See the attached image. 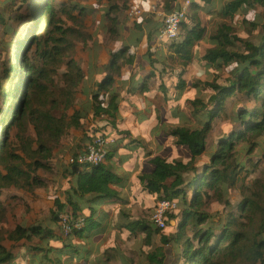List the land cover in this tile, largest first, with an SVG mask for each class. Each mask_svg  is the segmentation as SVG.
<instances>
[{
    "label": "trees",
    "instance_id": "trees-1",
    "mask_svg": "<svg viewBox=\"0 0 264 264\" xmlns=\"http://www.w3.org/2000/svg\"><path fill=\"white\" fill-rule=\"evenodd\" d=\"M82 1L0 0V24L5 31L10 20L20 23L9 40L0 41V197L12 186L45 185L37 171L52 170L51 144L69 136L74 128L80 135L72 156L84 151L97 135H107L111 130L124 134L126 128L119 126L121 120L117 118L119 95L112 94L110 88L115 75L122 74L123 65L129 64L133 74H146L139 86L144 90L151 79L159 81L161 102L168 104L171 119L178 122L171 134L178 151L185 154L171 159L157 155L151 159L152 168L139 176L149 194L177 202V208L166 214L165 228L125 212L129 220L123 227L130 230L128 237L140 233L146 238L158 237L157 245L144 252L143 264H264V169L255 186L246 182L264 163V0H202L213 9L209 12H217L223 20L209 39L211 46L199 59L194 48L207 38L208 31L199 1L192 0L195 12L183 21L180 37L168 42L159 37L164 23L156 20V15L130 17V8L139 0H124L122 6L118 0H108L106 14L116 25L110 28L114 38L119 36L121 19L114 14L119 9L133 21L135 32L130 43L108 50L105 59L110 73H104L92 92L91 119L75 107L77 88L85 78L82 65L71 58L66 62L67 70L59 72L63 56L72 47L69 38L77 32L67 25L65 16L74 17L69 2L76 9ZM147 1L171 11L176 0ZM21 6H27V13L20 11ZM80 10L90 11L87 6H80ZM251 29L258 32L259 44L252 42ZM141 40L146 45L140 52L136 47ZM164 43H169L166 53L157 46ZM178 65L182 68L177 84L168 87L166 79L176 74ZM193 89L197 93L190 96ZM239 97L253 105L235 103ZM60 103L62 109L57 110ZM104 114L108 124L101 126L96 120L103 119ZM222 119L224 132L208 153V138L217 120ZM188 120L195 125L187 124ZM255 152L262 160L246 163L245 155ZM112 155L110 150L107 159ZM68 168L71 179L52 199L46 221H21L13 230L0 231V264H27L24 260L28 264H66L74 252L80 253V264H89L92 252L72 241L99 231L103 224L95 211L82 213V200L88 195L121 199L120 187L125 184L106 162H68ZM213 195L227 198L224 211L207 208ZM0 211L5 212L1 200ZM61 212L71 216L69 234L60 224ZM5 240L28 244L16 246L20 249L17 254L15 246L5 245ZM113 241L120 243L118 238ZM70 245L72 250L65 248ZM133 264L141 263L134 260Z\"/></svg>",
    "mask_w": 264,
    "mask_h": 264
},
{
    "label": "rangeland",
    "instance_id": "rangeland-1",
    "mask_svg": "<svg viewBox=\"0 0 264 264\" xmlns=\"http://www.w3.org/2000/svg\"><path fill=\"white\" fill-rule=\"evenodd\" d=\"M21 1V0H18ZM60 2V0H58ZM57 2V3H58ZM146 7H148V1H142ZM203 2V1H202ZM124 0H118L117 4L122 6ZM206 6L205 18L210 23V31L209 36L215 34L218 26L223 20L221 17L218 18L217 13L215 11L209 12L208 10H213L209 4ZM80 6H87L90 11H81ZM23 11L27 13V6H21ZM69 9L72 13V17H67V25L75 28L77 32H75V36L70 37V41L72 42V47L69 48L68 52L63 56L64 63L59 67V72L62 73L67 70V61L71 58L79 61V63L84 68V81L78 86L76 93V103L75 107L80 109L82 113L88 118L92 117L93 110V100L91 99V94L93 91L97 89V82L102 80L104 77V73H110V69L107 66V60L105 56L109 49H113L117 44L122 43H130L131 36L135 32L134 24L131 19H127L124 16V12L122 9H119L116 15H119L121 19V23L118 24L117 30L119 32L118 38H114L113 33L110 28L112 26H116L111 23V15L106 14L109 9L108 0H83L82 5L79 4L78 8H73V3L69 2ZM150 15H156V13L150 12ZM157 17V16H156ZM155 17V18H156ZM137 18H141L140 16ZM156 20H159L156 18ZM213 21V22H212ZM20 23L16 19H12L9 21L8 28L5 31V28L2 24H0V41L9 40L14 32L19 30ZM42 29V27L40 26ZM216 28V29H215ZM39 29V26H38ZM214 29V30H212ZM38 30H36L37 32ZM243 33L247 35L246 30H243ZM253 35L252 42L255 44H259V38L257 37L258 32L252 30L249 32ZM161 45V44H158ZM211 46L207 42H202V44L198 45L196 48V58H201L203 51L205 48ZM161 51L167 52L169 43H164ZM124 67H127L124 65ZM159 68H162V65H158ZM181 66L178 65L176 68V74L169 75L167 78L168 87L174 88L177 84V80L179 77V73L181 71ZM92 74V77H91ZM96 74V75H94ZM120 80L118 83H120ZM59 85H63L61 80L57 81ZM147 82V80H146ZM156 81L152 80V85H155ZM172 84V85H171ZM128 88V87H127ZM134 93H130V95L120 90V85L116 84L110 88V92H120L123 100L125 99L126 105H122L123 110L117 113V118H122V124L129 120V125L133 124V119L137 118L141 127V132L137 135L140 136V145L141 148L148 149L153 153H157L165 158H174V157H185L184 153H180L178 148L174 145V138L169 133L172 131V126H176L178 124L176 119L169 120L171 115V109L168 108L167 103H162V113L158 110L155 111V117L157 119H161L163 122V127H160L156 130V135H153L152 127L150 123H146V118L151 120L153 117L152 112L149 113L147 110H150L152 107V102L143 101L141 97L138 96L139 87L133 86ZM137 92V93H135ZM194 93H197L195 89L191 92L190 96ZM144 96L143 93H140ZM83 95H86L87 98L84 99ZM109 95H111L109 93ZM157 99L161 101L162 95L158 93ZM239 100H236L235 103H243L247 106H252L253 103L249 101L247 98L239 97ZM105 102V101H104ZM106 103V102H105ZM110 106L109 104H107ZM145 107V110H143ZM2 109V101L0 99V111ZM62 109V104L60 103V107L57 110ZM148 115V117H147ZM103 119L99 118L96 122L99 125L108 124V118L106 114L102 115ZM135 121H137L135 119ZM192 123L195 125L196 122L192 120H188L187 124ZM124 127V126H123ZM225 125L224 120H217L216 126L213 132L210 134L208 138V153H211L216 146L217 137L224 132ZM1 131V127H0ZM73 133L69 136L63 137L59 142H53L51 144L53 149V154L50 159L52 164V170L46 171L40 169L37 171V174L40 175L44 181L45 185L43 186H31L27 184H22L20 187L12 186L4 189V194L0 197L2 205L5 209V212L0 211V231H8L16 228L18 222L23 223H31L32 221L38 222L39 219L46 221L48 219V214L50 207L52 206V199H54L55 194L58 193L59 189H63L65 187V183H68V180L71 179L70 170L68 168V162L70 157L72 156L73 150L76 148V144L78 142V138L80 135V130L78 128L73 129ZM115 134L116 132L112 131ZM107 134H111L108 132ZM148 146V147H147ZM124 150H119L114 153L112 158V163L117 164L120 168H129L130 165L134 164L136 159L131 155L128 151L123 152ZM262 160L261 155L258 152H255L253 155H245L244 161L246 163L259 162ZM264 169V163L261 162L257 171L252 173L246 180L247 184L251 186H255L257 184V180L261 176V172ZM67 181V182H66ZM126 181V179H124ZM240 185V184H239ZM131 188L133 199H137L138 202H133L130 205L131 212L134 209H137V212H141V207H145L141 205L142 202L150 201L152 195L147 191L141 190L138 187V183L136 180H133L129 183ZM236 188H240L236 187ZM108 203L101 202L97 203V211L100 214L99 219L103 222L107 223L110 213L112 211V201H105ZM227 202V198L219 199L217 195H213L209 202L207 203V208L209 210L218 207L225 210V204ZM104 208V209H102ZM152 211L144 210L142 212V216L147 220L151 221ZM92 208L87 200L84 198L82 200V213H90ZM47 217V218H46ZM152 222V221H151ZM123 222L119 220L113 221L114 227H119L123 230L124 236L120 238L121 244H112L108 245V248L105 252L104 258L109 257L111 260L107 261L106 264H133L134 260L138 261V263L143 264L144 257L143 254L147 250L153 249L158 243V237L153 235L152 237L146 238L144 234H138L128 237V233L130 230L126 227L122 226ZM100 233L97 231L90 237H84L79 239L78 236L74 238L72 241L73 245L78 246L80 249L88 248V245H93L94 241H97L100 238ZM122 233V232H119ZM73 236V235H72ZM129 240V246H126V243ZM23 242L28 244V241H22L19 243L11 242L9 240H5L4 243L7 246H15L14 251L18 254L20 249H18L19 245H22ZM125 242L124 252L122 251L121 245ZM73 245L65 247L66 249L72 250ZM115 250V251H114ZM100 256L99 254H97ZM103 256V255H101ZM92 258V257H91ZM97 264H103L102 261H95ZM23 263H29L28 260H24ZM66 264H80V253L74 252L73 258L71 262H67Z\"/></svg>",
    "mask_w": 264,
    "mask_h": 264
},
{
    "label": "crops",
    "instance_id": "crops-1",
    "mask_svg": "<svg viewBox=\"0 0 264 264\" xmlns=\"http://www.w3.org/2000/svg\"><path fill=\"white\" fill-rule=\"evenodd\" d=\"M142 1L143 0H139L138 2L141 3L142 5L146 6ZM196 1H199L202 4V6H201L202 10H203L202 11V15L204 17V20L206 21L207 26H208V31L206 33L207 38L204 39L202 42H207L208 44L211 45L209 39L216 34L217 30H216L214 35L209 36L210 23L211 22L207 21V19L205 18V12H206L205 10H206V6H208V5L206 3H204V2H202V0H196ZM151 2H154V1H151ZM149 3H148V5H149ZM190 10H191L190 13H194L195 12V8H193L192 5L190 7ZM156 18L157 19H161V17L160 18L156 17ZM218 18H220V17L218 16ZM212 30H214V29H212ZM202 42L196 44V46L194 48V52L196 51L197 46L202 44ZM145 45H146L145 44V40H141L137 44L136 48L141 52L142 49L145 47ZM161 45L163 46V44H161ZM161 45H157L159 50L162 49V47H159ZM196 57L197 56H196V52H195V58ZM197 59H199V58H197ZM124 65H126L127 67H124ZM124 65L122 67V74H116L115 75L116 81H115L114 85H116V84L120 85V90L125 91V92H127L130 95V93H134V91L132 89L133 86L139 87L140 83L142 82V80H143V78L145 77L146 74H133L132 73L133 66L129 65V64H124ZM158 65L159 64H156L155 67L159 68ZM94 75H96V74H94ZM165 75H167V74H165ZM91 77H92V74H91ZM120 80H122V81L120 83H118ZM152 80L156 81L155 85H152ZM166 80H168V79H166ZM158 84H159V81H157L154 78V79H151L149 81V86H147L146 90H144L141 87H139L140 89L137 90V92H139L138 96L141 97V99L143 101L146 102V101L150 100L152 102V104H153L152 107L150 108V110H147L148 115H149L150 112H152L151 113L152 114L151 117H153V118L151 120H148V118L150 116L148 117V115H147L148 118L145 119L146 123L144 124V125H146L147 123L151 124V125H149V127H152L153 135H156V130L159 129L160 127L164 128L162 120L161 119H157L155 117V111L156 110H158V111H160L162 113L161 101L159 99H157V97H155V96L152 97L153 94L156 95L157 92L158 93L162 92V90L159 88ZM167 85H168V82H167ZM137 92H135V93H137ZM105 93L106 92H104L103 94H105ZM115 93H117L119 95L118 96V100H117L118 105H119L118 106L119 107L118 108V112H119V111L123 110L122 105L127 106L126 102H125L126 100L125 99L123 100V97L121 96L120 92H113L112 94H115ZM140 93H143L144 96L142 94H140ZM91 96H92V94H91ZM83 98L86 99L87 96L83 95ZM143 110H145V107H143ZM118 119L121 120L119 126L121 128H126V130L123 131L124 134H120L117 131H115L116 132V136H115L114 133H112L113 130L110 131L111 134H107V135L114 136L117 139V143L111 148V150L113 152V155H112L111 158L106 160V163L108 164L109 167H111L112 170H114L120 176L123 177V182L122 183L125 184V185L120 187V189H121V195H120L121 199L119 198L117 200H113L112 201L113 207H112V211L110 213V217H109L107 223H105L101 219H99L100 214L97 211V203H100V201L104 202V203H108V202H105V201H111V200L98 199V198H95L94 195H88V196L85 197L87 202L90 204V206L92 208V211H95V217H97V219L100 220L102 222V224H103V226L100 227V228H97V230H99V231L100 230H104V233L100 234V238L97 241H94L93 245H88V249L87 250H89L90 253L92 252L90 257H89V260H90L88 262L89 264L92 261H96V260L102 261L103 264H106L107 261H105L104 255H105V252H106V250L108 248V245L115 244L114 241H113L114 238L120 239L122 236H124L123 230L121 228L113 226V221L114 220L122 221L123 222L122 226H124L125 223H127L128 220H129L127 218L125 212L130 213L131 212L130 205L133 202H138L137 199H133L129 183L131 181H133V180H136L137 183H138L139 189L146 191L144 189V186L142 185L140 179H139V176L144 171H148V170H150L152 168L151 159L154 158L155 156L159 155L157 153H153L152 151H150L148 149L141 148V145L139 144L140 143V139H139L140 136H138L137 134L141 132V127H143V125L140 126L139 121H138L137 118H135L137 121H135V119H133V124L132 125L128 124L130 119L125 123V125L122 124V122H123L122 118H118ZM169 120H172L171 119V115L169 117ZM174 127H175L174 125L171 127L172 130H173ZM73 132L74 131L72 130V133ZM169 133L171 134L170 131H169ZM173 138H174V142L173 143H174V145L177 148V145L175 144V137H173ZM119 150H124L123 152L128 151L131 155L133 154V156L136 159L135 163L130 165L129 168L128 167L127 168H120L116 163L113 164L111 161H112V158L114 156V153L118 152ZM124 179H126V181H124ZM157 199L158 198L155 195H152L150 201L141 203V205L145 206V207H141V210H142L141 212L138 213L137 209H134L133 213L137 214L139 216H142V212L144 210L152 211V208L155 205ZM102 209H104V208H102ZM119 232H122V233H119ZM94 233H96V232H94ZM94 233H92L91 235H93ZM91 235H89L88 237H90ZM129 243L130 242L128 240V242L126 243V246H129ZM118 244H121V241ZM124 246H125V242H123L122 245H121V248H122L123 252L125 251L124 250ZM97 254H99L100 256H98ZM101 255H103V256H101Z\"/></svg>",
    "mask_w": 264,
    "mask_h": 264
},
{
    "label": "built area",
    "instance_id": "built-area-1",
    "mask_svg": "<svg viewBox=\"0 0 264 264\" xmlns=\"http://www.w3.org/2000/svg\"><path fill=\"white\" fill-rule=\"evenodd\" d=\"M191 4L192 0H176L175 7L171 11H164L156 2H150L148 7L138 2L130 8L129 15L131 18H137L145 13H156L157 17H161L164 23L163 28L160 30L159 37L171 42L180 37L183 21L191 12ZM116 143L117 139L112 135H97L88 143L84 151L79 152L76 156H71L69 161L80 165L102 164L106 162L109 151ZM177 206V202L170 198L157 199L151 215L152 224L159 228H165L167 225V212L177 208ZM70 220L71 216L69 213H60V224L65 234H69L72 230ZM81 221H83L82 217L79 218V222ZM79 222L77 225H79Z\"/></svg>",
    "mask_w": 264,
    "mask_h": 264
}]
</instances>
